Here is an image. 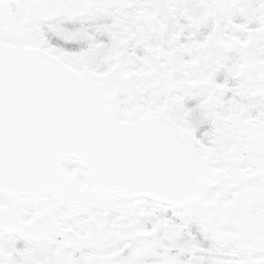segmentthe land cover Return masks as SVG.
I'll return each instance as SVG.
<instances>
[{
    "label": "snow or ice",
    "instance_id": "snow-or-ice-1",
    "mask_svg": "<svg viewBox=\"0 0 264 264\" xmlns=\"http://www.w3.org/2000/svg\"><path fill=\"white\" fill-rule=\"evenodd\" d=\"M0 264H264V0H0Z\"/></svg>",
    "mask_w": 264,
    "mask_h": 264
}]
</instances>
